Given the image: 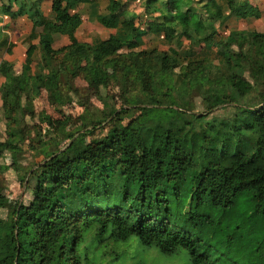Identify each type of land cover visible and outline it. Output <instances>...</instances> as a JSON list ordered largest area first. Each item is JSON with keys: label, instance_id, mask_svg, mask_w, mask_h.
<instances>
[{"label": "trees", "instance_id": "trees-1", "mask_svg": "<svg viewBox=\"0 0 264 264\" xmlns=\"http://www.w3.org/2000/svg\"><path fill=\"white\" fill-rule=\"evenodd\" d=\"M79 1L52 0V14L45 15L41 0H18L12 15L32 26L24 62L0 61V264H112L105 247L134 238L167 255L184 249L192 264H252L213 261L191 229L210 218V207L241 198L264 213V32L233 30L215 40L222 21L215 0H189L204 3L205 14L193 17L180 6L173 20L147 25L168 43L190 39L184 55L131 48L144 25L136 14L121 21L126 38L110 34L93 44L76 35ZM109 2L112 11L100 18L107 27L133 0ZM231 3L239 17L262 12L259 5ZM56 35L69 42L55 46ZM7 44L0 49L10 53ZM204 45L216 47L222 61L196 57L193 49ZM174 74L187 84L173 89L172 101L165 78ZM43 92L64 115H46V131L35 106ZM72 102L83 107L78 117L63 111ZM218 107L231 110L222 116ZM23 155L31 162L23 163ZM6 173L25 183L28 195L9 210L2 206Z\"/></svg>", "mask_w": 264, "mask_h": 264}, {"label": "rangeland", "instance_id": "rangeland-1", "mask_svg": "<svg viewBox=\"0 0 264 264\" xmlns=\"http://www.w3.org/2000/svg\"><path fill=\"white\" fill-rule=\"evenodd\" d=\"M152 0H145V11L149 9L151 12L143 17L145 26L153 21H159L156 14L161 12L167 13L165 0H153L148 9L146 4ZM177 1V0H176ZM248 2L252 5H260L262 12L250 18L237 17L236 14L231 12L232 3ZM184 2V0H183ZM18 0H0V42L4 39L8 40L7 46L11 50L10 53L6 51V47L0 49V60L4 57L11 62L20 65L25 60V52L28 47V35L31 30V21L28 18L18 17L13 18L12 15L18 9ZM109 0H82L83 8L74 9V22L78 30V36L81 40L97 43L104 36V27L101 23V16L104 15V7L108 5ZM44 13L51 15V0L42 1ZM202 2L187 3L181 8V12L190 7L192 16L197 14H205L206 8H204ZM171 8L175 11V6L171 5ZM12 9V10H11ZM156 9H158L156 11ZM214 9L219 17H222V21L217 24L218 33L215 36V40L225 37L230 31H243L257 30L264 32V0H215ZM132 14L139 15L138 9L131 8L124 11L121 16V20L125 17H129ZM212 21L208 22L210 25ZM187 28V27H186ZM184 30H188V29ZM115 31H121L122 27L114 26ZM193 30V28H191ZM114 32L118 37V33ZM195 36H198L196 32H193ZM121 37L126 38L124 33ZM140 38V39H139ZM68 39L56 36L55 46H61L66 44ZM131 45V48H153L181 51L188 48L190 39L182 38L177 44L176 42L168 43L164 40L163 35H151L149 33L140 34L138 40ZM190 45V43H189ZM193 47V46H192ZM172 49V50H171ZM186 49L185 51H189ZM195 50V51H194ZM174 51V52H175ZM198 58H207L213 62L220 63L222 56L218 52L217 48L213 45H204L202 48L193 49ZM195 53H188L187 58H194ZM42 55L41 47L37 52V58ZM3 77L0 75V135H4L5 131V119L2 112L1 101V86ZM80 85H85L84 81H79ZM187 78L179 77L177 75H168L165 78V90L170 99L173 101V89L179 87L181 91L186 89ZM109 93L113 96L115 104L120 107L121 99L118 88L115 85L109 87ZM252 101L259 105L261 99L254 95L251 96ZM95 105H101L98 99H93ZM37 111V122L43 127V130L48 129L46 115H50L54 119H63V113L52 105L46 92H43L35 102ZM220 111L222 116L227 115L230 108L218 107L216 111ZM64 113H68L74 117H78L83 112V107L75 102L63 107ZM105 130L103 133H106ZM247 146V145H246ZM30 155V154H26ZM37 161L40 157L36 158ZM11 158L6 157V163L11 164ZM22 162L30 163L25 159L23 155ZM3 183L5 185V197L2 201L4 209H13L19 202L23 200L25 196H28L25 191L24 185L18 180L13 173H6L2 176ZM205 212H208L210 218L203 224L192 227L191 231L195 232V235L201 239L203 248L206 251L212 253L211 259L213 261H243L245 263L259 264V261H264V213L255 209L251 200L247 198H241L234 206H226L223 208L210 207ZM107 253V259L115 261L112 264H192L188 252L184 249L178 251L173 255H167L162 253L158 248L145 247L141 245L137 238L132 239L128 245L117 247L109 245L104 249ZM111 251H113L111 255ZM118 254V256H117Z\"/></svg>", "mask_w": 264, "mask_h": 264}, {"label": "crops", "instance_id": "crops-1", "mask_svg": "<svg viewBox=\"0 0 264 264\" xmlns=\"http://www.w3.org/2000/svg\"><path fill=\"white\" fill-rule=\"evenodd\" d=\"M43 0H41V2H42ZM122 1H126V0H122ZM166 1V0H165ZM189 0H184V2H183V0H170V3L169 4H166L167 6V13H162V14H160V13H158V14H156V16H157V18H159L160 19V21H163V20H165V21H168V20H170V19H174L175 18V14H176V11H177V9H178V7H180V6H185L186 5V3L188 2ZM195 1H199V0H195ZM51 4H52V0H51ZM145 0H133V2L130 4V7L131 8H135V9H138V12H139V15L141 16V18L143 19V17L145 16H147V14L145 13ZM171 5H173V6H175V11H174V9L173 8H171ZM42 7H43V5H42ZM259 7H260V5H259ZM80 8H83V6H82V0H80L79 1V3H77V5L73 8V14H74V9H79V10H81ZM104 9H105V11L103 12L104 13V15H107V14H109L111 11H112V9H113V6L110 4V3H108V5L106 4V6L104 7ZM260 9H261V7H260ZM12 10V9H11ZM44 10V9H43ZM262 11V10H261ZM46 15V14H45ZM104 15H102V16H104ZM21 17H24L25 18V16H21ZM237 17H239V16H237ZM27 18V17H26ZM247 18H250V17H247ZM121 21L122 20H118V21H116L115 23H113L112 25H110L109 27H107V26H105L102 22V26L104 27V36L100 39V40H102V39H104L105 37H107L108 35H110V34H115L114 32H117V31H115L114 29H113V27L114 26H119V27H122V24H121ZM144 21V20H143ZM31 26H32V22H31ZM118 33V35H119V37H121V35H122V33H124V30H123V27H122V29H121V31H118L117 32ZM145 33H149V34H151V35H163V38H164V34L163 33H157V34H154L153 32H150L149 30H147V26H145V30H144V28H143V25L141 26V34H145ZM76 35H77V37L79 38V36H78V30L76 31ZM116 35V34H115ZM57 36V35H56ZM56 36H55V43H56ZM59 36H61V37H64V38H66V39H68L67 41L69 42V37L68 36H64V35H59ZM123 38V37H122ZM80 39V38H79ZM140 39V38H139ZM99 40V41H100ZM136 40H138V39H136ZM165 40V39H164ZM85 41V40H84ZM98 41V42H99ZM166 41V40H165ZM67 42V43H68ZM87 42H89V41H87ZM167 42V41H166ZM66 43V44H67ZM89 43H92V42H89ZM93 44H95V43H93ZM2 59H7L6 57H4V58H2ZM1 59V60H2ZM0 60V61H1ZM9 60V59H8ZM10 61V60H9Z\"/></svg>", "mask_w": 264, "mask_h": 264}]
</instances>
